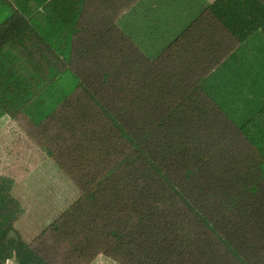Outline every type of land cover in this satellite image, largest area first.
<instances>
[{
	"label": "trees",
	"instance_id": "1",
	"mask_svg": "<svg viewBox=\"0 0 264 264\" xmlns=\"http://www.w3.org/2000/svg\"><path fill=\"white\" fill-rule=\"evenodd\" d=\"M143 0H0V119L81 195L26 243L0 176V264H264V0H212L154 57Z\"/></svg>",
	"mask_w": 264,
	"mask_h": 264
},
{
	"label": "crops",
	"instance_id": "2",
	"mask_svg": "<svg viewBox=\"0 0 264 264\" xmlns=\"http://www.w3.org/2000/svg\"><path fill=\"white\" fill-rule=\"evenodd\" d=\"M0 176L13 181L12 194L23 210L14 228L25 242L75 199L69 198L66 190L59 192L60 186L70 187V180L8 117L0 119ZM8 251L12 258L11 243Z\"/></svg>",
	"mask_w": 264,
	"mask_h": 264
},
{
	"label": "rangeland",
	"instance_id": "3",
	"mask_svg": "<svg viewBox=\"0 0 264 264\" xmlns=\"http://www.w3.org/2000/svg\"><path fill=\"white\" fill-rule=\"evenodd\" d=\"M210 1L211 0H143L136 4L129 13L124 15V17L122 16L119 23L147 56L154 57L175 37V35L190 23ZM64 176L68 178L65 174ZM70 184L68 188L60 186L59 192L66 190L69 198L72 200L75 198V202L81 193L71 180ZM46 227L40 230L39 233L32 235L29 240H26V243H34L38 235L46 229ZM88 264L119 263L111 257L99 254Z\"/></svg>",
	"mask_w": 264,
	"mask_h": 264
},
{
	"label": "built area",
	"instance_id": "4",
	"mask_svg": "<svg viewBox=\"0 0 264 264\" xmlns=\"http://www.w3.org/2000/svg\"><path fill=\"white\" fill-rule=\"evenodd\" d=\"M5 264H14V260L12 258H8L5 260Z\"/></svg>",
	"mask_w": 264,
	"mask_h": 264
}]
</instances>
